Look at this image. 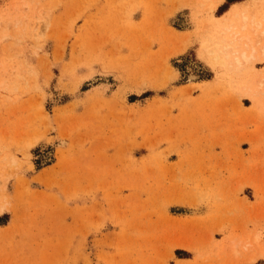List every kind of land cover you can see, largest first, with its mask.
<instances>
[{"label": "rangeland", "instance_id": "1", "mask_svg": "<svg viewBox=\"0 0 264 264\" xmlns=\"http://www.w3.org/2000/svg\"><path fill=\"white\" fill-rule=\"evenodd\" d=\"M229 1L0 0V264H264V57L224 66Z\"/></svg>", "mask_w": 264, "mask_h": 264}, {"label": "bare ground", "instance_id": "2", "mask_svg": "<svg viewBox=\"0 0 264 264\" xmlns=\"http://www.w3.org/2000/svg\"><path fill=\"white\" fill-rule=\"evenodd\" d=\"M213 1V3H210L208 0V4L210 3L209 7L212 10L223 0ZM254 1L259 2V7L264 10V0H249L247 2L242 1L243 3L239 2L232 5L231 9L224 15L216 17V24L221 29V37L219 41L221 40V48L225 57L224 66L227 67L228 70H240L246 63L253 60V58L257 55L256 53L262 54L264 57V13L260 14L259 10L257 11L256 8L251 5ZM210 8H208V10ZM209 12L211 13V10ZM207 50L209 53L211 52V50ZM216 51L220 52L218 49ZM215 54L212 57H215ZM259 255L264 257V248L261 249ZM255 260L256 258L252 256L247 261L250 263Z\"/></svg>", "mask_w": 264, "mask_h": 264}, {"label": "crops", "instance_id": "3", "mask_svg": "<svg viewBox=\"0 0 264 264\" xmlns=\"http://www.w3.org/2000/svg\"><path fill=\"white\" fill-rule=\"evenodd\" d=\"M239 2H241V1H239ZM239 2H234L232 5H234V4H236V3H239Z\"/></svg>", "mask_w": 264, "mask_h": 264}, {"label": "trees", "instance_id": "4", "mask_svg": "<svg viewBox=\"0 0 264 264\" xmlns=\"http://www.w3.org/2000/svg\"><path fill=\"white\" fill-rule=\"evenodd\" d=\"M233 1H237V0H230L229 2H233Z\"/></svg>", "mask_w": 264, "mask_h": 264}]
</instances>
